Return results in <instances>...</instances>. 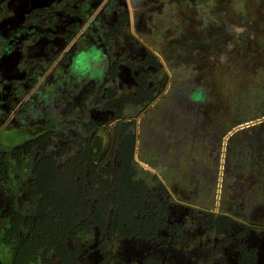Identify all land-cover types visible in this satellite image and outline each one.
<instances>
[{
  "label": "flooded vegetation",
  "instance_id": "1",
  "mask_svg": "<svg viewBox=\"0 0 264 264\" xmlns=\"http://www.w3.org/2000/svg\"><path fill=\"white\" fill-rule=\"evenodd\" d=\"M263 6L0 0V220L16 263L177 264L186 251L201 264H264V203L247 213L221 180L213 195L141 149L181 78L206 108L200 41L234 25L230 10Z\"/></svg>",
  "mask_w": 264,
  "mask_h": 264
},
{
  "label": "rangeland",
  "instance_id": "2",
  "mask_svg": "<svg viewBox=\"0 0 264 264\" xmlns=\"http://www.w3.org/2000/svg\"><path fill=\"white\" fill-rule=\"evenodd\" d=\"M228 17L234 25L211 30L210 37L198 44L200 65L196 68L205 72L203 85H209L205 87L206 108L194 105L188 90L191 84L181 78L180 88L167 93L168 110L164 108L168 99L158 106L159 117L145 132L140 148L151 150L153 158H162L173 173L181 167L205 186L209 183L213 195L221 180V196L245 197L248 213L264 203V122L257 129L244 126L264 117V9L246 15L234 9ZM248 20L255 23H244L245 28L237 24ZM256 53L261 54V61L252 65L249 56ZM170 173L166 180L173 181ZM176 259L177 264L202 263L201 257L186 251L176 253Z\"/></svg>",
  "mask_w": 264,
  "mask_h": 264
},
{
  "label": "water",
  "instance_id": "3",
  "mask_svg": "<svg viewBox=\"0 0 264 264\" xmlns=\"http://www.w3.org/2000/svg\"><path fill=\"white\" fill-rule=\"evenodd\" d=\"M260 121H264V118L260 119L259 121H254V122H251L249 124H246L244 126H249V125H252V124H255V123H259ZM240 128H243V125L238 127V129ZM6 228V226H2L1 224V220H0V264H16L14 263L13 261V255L10 254L9 252V243L7 242V240L5 239V236H4V229Z\"/></svg>",
  "mask_w": 264,
  "mask_h": 264
},
{
  "label": "crops",
  "instance_id": "4",
  "mask_svg": "<svg viewBox=\"0 0 264 264\" xmlns=\"http://www.w3.org/2000/svg\"><path fill=\"white\" fill-rule=\"evenodd\" d=\"M5 225V224H4ZM3 225V226H4ZM4 236H5V239L7 240V242H9L10 240H8V235H7V232H6V229H4ZM11 246L9 245L8 246V248H9V252H10V254H12L13 255V261H14V252H13V250L10 248ZM14 263H16L15 261H14ZM16 264H19V263H16Z\"/></svg>",
  "mask_w": 264,
  "mask_h": 264
}]
</instances>
